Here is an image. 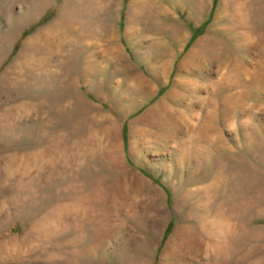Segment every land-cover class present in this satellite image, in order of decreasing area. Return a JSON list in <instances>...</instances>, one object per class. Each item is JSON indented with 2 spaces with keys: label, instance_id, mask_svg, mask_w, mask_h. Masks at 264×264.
Masks as SVG:
<instances>
[{
  "label": "rangeland",
  "instance_id": "374dc122",
  "mask_svg": "<svg viewBox=\"0 0 264 264\" xmlns=\"http://www.w3.org/2000/svg\"><path fill=\"white\" fill-rule=\"evenodd\" d=\"M0 264H264V0H0Z\"/></svg>",
  "mask_w": 264,
  "mask_h": 264
},
{
  "label": "bare ground",
  "instance_id": "6f19581e",
  "mask_svg": "<svg viewBox=\"0 0 264 264\" xmlns=\"http://www.w3.org/2000/svg\"><path fill=\"white\" fill-rule=\"evenodd\" d=\"M64 16V15H63ZM67 18V19H66ZM76 18H77V11L75 12V10H73L72 12H71V10H70V13H68V14H66V17H62L61 19H66V25H64L63 26V29H62V32L64 33V35L65 34H69V32H72V31H74V29L76 28H74L73 29V25H75L76 24V22H75V20H76ZM79 18V17H78ZM79 20V19H78ZM80 22V21H79ZM83 23V22H82ZM79 25H81V24H79ZM82 29V28H81ZM81 29H80V31H81ZM75 30H77V29H75ZM83 30V29H82ZM79 31V30H78ZM80 33H78V35H79ZM71 35H72V33H71ZM75 35V34H74ZM219 43V41H217L216 39H207V43L206 44H211L212 46H213V44L215 45V44H218ZM153 111V110H152ZM161 114V113H160ZM168 116H166V115H158V114H156L155 116H154V119H153V123H154V125L156 126H158V128H162V129H166V126L170 123V121L168 120V118H167ZM152 120V119H151ZM154 126V127H155ZM161 129V130H162Z\"/></svg>",
  "mask_w": 264,
  "mask_h": 264
}]
</instances>
